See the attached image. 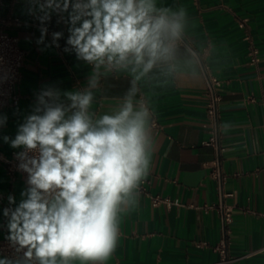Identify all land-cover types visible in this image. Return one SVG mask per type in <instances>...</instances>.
<instances>
[{"label": "crops", "instance_id": "crops-1", "mask_svg": "<svg viewBox=\"0 0 264 264\" xmlns=\"http://www.w3.org/2000/svg\"><path fill=\"white\" fill-rule=\"evenodd\" d=\"M150 2L152 18L180 27L162 36L158 57L145 71L147 56L141 64L131 55L111 63L107 57L103 63L78 58L68 44L71 29L91 17L81 15L72 23V16L80 14L73 5L88 0H68L67 10L65 0H2L0 14L21 20L8 30L25 56L18 97L0 109V150L8 154L21 147L12 141L30 116L62 107L69 119L77 111L70 95H91L87 114L93 125L104 115L119 114L130 101L134 113L147 112L146 193L134 190L131 202L121 206L116 247L106 260L77 258L68 264H211L217 253L198 242L216 243L222 228L218 212L202 207L216 202L218 192L203 165L213 151L202 144L209 123L201 61L221 80L223 189L235 191L225 199L235 205L228 249L241 255L262 248L239 264H264V0ZM29 188L19 175L8 177L0 162V236L10 234L11 212L27 199ZM150 194L181 204L153 206ZM57 264H63L59 257Z\"/></svg>", "mask_w": 264, "mask_h": 264}, {"label": "clouds", "instance_id": "clouds-1", "mask_svg": "<svg viewBox=\"0 0 264 264\" xmlns=\"http://www.w3.org/2000/svg\"><path fill=\"white\" fill-rule=\"evenodd\" d=\"M73 8L80 14L72 16V23L81 15L91 19L71 29L68 44L89 62L103 63L105 57L110 63L123 62L131 55L141 64L147 56L148 71L162 36L180 27L163 17L152 18L150 0H88ZM70 99L77 111L69 119H64L62 107L49 108L43 116H30L12 141L13 147L39 148L38 159L20 165L29 173L31 187L8 225L9 239L28 249L27 258L34 252L39 264H57V257L63 264L77 258L106 260L116 247L117 214L131 202L149 167L146 111L134 113L129 101L119 114L104 115L93 125L87 114L91 95Z\"/></svg>", "mask_w": 264, "mask_h": 264}, {"label": "built area", "instance_id": "built-area-1", "mask_svg": "<svg viewBox=\"0 0 264 264\" xmlns=\"http://www.w3.org/2000/svg\"><path fill=\"white\" fill-rule=\"evenodd\" d=\"M1 4L2 0H0V7ZM20 24L21 20L19 18L0 14V109L10 105L18 97L16 87L20 78V69L24 62L25 51L19 45L17 36L10 34L8 29L10 26H18ZM196 56L198 57V55ZM200 71L204 79L205 116L209 123L208 135L202 141V144L210 146L213 151L212 158L204 161L203 165L208 169V175L215 181L218 192L216 202L203 204L202 207L215 209L218 212L222 235L216 243L200 241L198 245L210 247L217 253V260L211 264H239L240 259L255 254L261 251L262 248L251 250L241 255H233L228 249L229 224L232 221V211L235 205L226 202L225 199L234 196L235 191L227 192L223 189L227 175L222 167V152L224 148L221 143L219 118V105L222 100L219 92L221 80L201 61ZM151 125L156 126V121H152ZM21 154H23V158ZM32 158H39V148L27 149L21 146L10 150L8 154L0 150V162L7 176L14 178L19 175L28 187H31L29 184V173L22 169L20 165ZM146 183L147 180L141 179L138 188L135 190L140 193H146ZM54 195L55 193L48 194V199L51 200ZM149 197L153 206L164 204L170 207L181 204L179 199L168 196L150 194ZM9 236L10 234L7 232H3L0 236V256L7 264H39L34 252L31 259L27 258L25 253L28 249L21 248L18 244L11 241Z\"/></svg>", "mask_w": 264, "mask_h": 264}]
</instances>
